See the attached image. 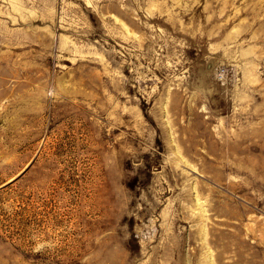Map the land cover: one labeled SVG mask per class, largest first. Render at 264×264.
<instances>
[{
	"label": "rangeland",
	"instance_id": "obj_1",
	"mask_svg": "<svg viewBox=\"0 0 264 264\" xmlns=\"http://www.w3.org/2000/svg\"><path fill=\"white\" fill-rule=\"evenodd\" d=\"M0 264H264V0H0Z\"/></svg>",
	"mask_w": 264,
	"mask_h": 264
},
{
	"label": "bare ground",
	"instance_id": "obj_2",
	"mask_svg": "<svg viewBox=\"0 0 264 264\" xmlns=\"http://www.w3.org/2000/svg\"><path fill=\"white\" fill-rule=\"evenodd\" d=\"M17 6V5H16Z\"/></svg>",
	"mask_w": 264,
	"mask_h": 264
}]
</instances>
